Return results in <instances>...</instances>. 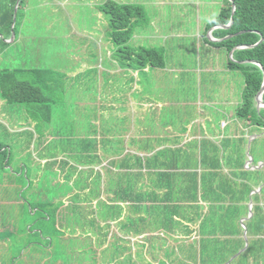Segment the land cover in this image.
I'll list each match as a JSON object with an SVG mask.
<instances>
[{
  "label": "trees",
  "instance_id": "1",
  "mask_svg": "<svg viewBox=\"0 0 264 264\" xmlns=\"http://www.w3.org/2000/svg\"><path fill=\"white\" fill-rule=\"evenodd\" d=\"M25 1H19L14 13L16 0H0V46L5 45L3 41L12 32L18 33ZM219 2L216 18L205 28L228 25L232 18L230 28H217L211 36L217 40L233 36L213 44L215 47L229 53L238 46H254L262 40L253 48L234 50L231 59L227 60V69L239 73L243 82L235 118L246 121L248 126L263 128L264 108L256 110L254 98L263 81L264 0ZM232 5L235 11L231 17ZM97 10L107 19L106 38L114 47L112 57L121 68L137 73L146 67L164 68L161 48L128 45L134 29L148 24L142 6L105 1L97 6ZM244 61H254L262 70L255 64L241 63ZM64 78L63 74L53 70L0 69V100L7 106H23L27 120L35 124L34 133H40L37 135L39 145L45 141L44 133L52 123L54 106L64 99V88L60 83ZM56 91L60 94L58 97L53 95ZM71 132L74 131L68 129V133ZM64 140V144L54 145L56 151L53 153H41L48 159L38 182V188H45L46 194H41L44 199L38 196V188L33 185L28 166L24 164V190L21 193L14 190L8 197L9 202H23L24 209L18 222L11 224L9 253L2 259V264H134L130 238L145 232L152 233L145 239L150 256L146 264H226L243 247V241L235 237L241 236L240 231H230V209L215 206L231 194H225L220 187L208 188L206 172L198 180V170L218 169L219 164H208L203 158L197 162V152L191 147H185L182 152L155 150L156 147L130 141L136 152L145 154L141 156L112 146L105 151L109 153L114 148L120 157L106 164L103 168L105 177H102L94 169L102 164L95 139L75 136ZM4 147L0 142V167L7 157L6 151L1 150ZM44 177L46 180L42 179ZM248 192L249 189L245 195ZM201 202L207 204L205 213L200 209ZM250 221L246 225L248 236L255 235L256 231L263 232L256 226L255 231V219ZM197 222L198 227L194 228L193 224ZM154 233L188 238L195 233L201 238L191 242H177L173 238L174 246L163 249L164 258L159 259L151 250L162 249L166 241ZM230 237L236 241L229 240ZM252 245L254 241L249 239L246 251L229 264H257L252 256Z\"/></svg>",
  "mask_w": 264,
  "mask_h": 264
},
{
  "label": "crops",
  "instance_id": "2",
  "mask_svg": "<svg viewBox=\"0 0 264 264\" xmlns=\"http://www.w3.org/2000/svg\"><path fill=\"white\" fill-rule=\"evenodd\" d=\"M21 25H23V23L20 24V27ZM205 27L202 34L199 36V41L202 42L204 49L224 50L213 45L217 43L214 41L217 39L212 38L211 32L217 29V27H212L209 30H206ZM20 30L19 28L18 33L15 35L13 34V39L10 35L8 39L3 41L5 45L0 46L1 59L11 58V56L16 55L20 56V52L18 48H16L22 38ZM205 34L208 35L211 42L205 39ZM177 35L187 37L186 34L179 33L174 34L172 37H176ZM170 36L171 35H166L161 38L167 42ZM151 38H158L160 40L159 36H151ZM94 45L96 50H98L100 46L97 44ZM200 48L201 45L199 46V49ZM113 50L114 47L112 45H107L102 50L104 52L99 55L102 65L97 66V71L94 70L95 75L92 76L95 77L93 82H95L97 86L95 96L92 97L90 101L92 102L94 100L92 106L96 105L98 102L94 111L95 115L93 114L94 116L92 118L87 115V121H85L82 106L87 107L83 104L86 102L87 98L83 96L81 99L82 101L79 103L82 108V114H80L79 117L77 116V118L75 114L70 116L67 115L65 119V124L70 126L69 129L76 132L75 136L77 138H90L97 141V154L102 164L94 169L99 171L102 177H105L103 168L110 161L117 160L120 157L115 154V147L123 148L125 153L130 152L131 154L145 156L144 153L136 152V147L132 145V143L130 146V141H137V143L142 142L147 146L156 147L155 150L175 149L182 152L185 147H191L195 150L194 152H197L195 156L197 162H200V158H203L208 164H219L218 169L210 168L207 171H203V169L198 170V180L200 181L201 174L206 172L210 184L207 186L208 188L220 187L225 190V194L229 193L233 195L226 196V201L222 204H215L216 207L224 206L226 209H230V231L235 232L239 230L241 236L235 237L244 243L243 247L232 255L226 264H229L246 251L249 246V239L254 241V245H252V256L256 258V263L264 264V127L258 128L248 126L246 121L235 118L234 112L240 102L241 92L237 95L233 93L231 98H229L230 94L224 87L220 89L221 94L218 96L221 98L220 102V98L213 93L214 91L211 92L213 94H209L210 96L206 95L208 93H205L202 98L201 95H199L200 84L202 79L205 78L202 77V75L211 77L215 69L207 62L202 63L200 57L197 62L191 63L190 66H181L180 63L171 66L169 65L170 63L168 64L165 61L163 69L156 70L146 67L142 72L137 73L131 72L130 69L121 68L112 57ZM222 55L225 60L231 59L230 52H225V54ZM92 67L93 66L83 61L80 65V71L70 70L71 72L66 74L69 83H75L73 85L74 90H80L82 88L81 84H83L84 76L89 77L88 74L93 71ZM223 70L233 72L223 66L218 71L221 73ZM64 77H66L65 74ZM112 77H120V81L122 82L124 79H127V84H123L122 86L124 91H114V86L109 80V78ZM164 78H168L171 84L179 82L183 85L185 83L189 88L197 90L199 100L194 98L189 100H168L167 97L161 98L156 93L153 98L148 97L151 93L147 91L151 92L153 88L159 89L164 87L165 82H167L163 80ZM110 84L111 86H109ZM137 84H139V88ZM105 86H108L106 90L101 88ZM154 90L152 91L155 92ZM136 91L137 96L133 99V95H136ZM218 102L219 107H222V109H216V111H219L220 119L215 121L211 119L214 116V113L211 111L212 108L216 107ZM4 105L5 103L0 100V124L7 126L11 125L9 127V132L15 136V139L8 141L4 140L3 144L5 147L1 149L6 151L7 157L2 167H0V264H2V259H5L6 255L9 253V234L12 233L11 224H13V222H18L17 219L19 215L21 216L24 209L23 202H9L8 197L13 195L14 190H17V192L19 191L18 193L24 190L23 178L25 176L23 162L24 151L23 147L19 145V137L24 133V125L20 120L14 121L9 119L8 121L6 115L12 114L13 110ZM184 105L187 110L184 115L188 119H184V117L179 119L177 125L172 123V120L162 121L161 117H163L165 110L167 111L169 108H178ZM207 106H209V111L207 110L208 112L204 113L201 108ZM227 107L229 109H226ZM256 110L258 109L256 108ZM146 115H151L148 121L149 126L143 127L141 125L142 123L146 124L144 119ZM27 121L32 125V134H34L35 124L29 120ZM84 124L87 125L86 129L81 127L76 128L77 125ZM87 132H91V134H87ZM34 139L37 140V136H35ZM45 139L48 140L50 137H45ZM45 141L41 145L38 143L37 154L43 152L44 145H46ZM253 144L256 145L254 153L251 151ZM112 146L114 148L110 150L109 153L105 151L109 150L107 148ZM40 156L35 155L34 157L33 155L32 160H35L36 164L39 163L40 166L44 168V164L48 162V159L43 158V155ZM180 160H182L181 155ZM8 162L10 163L8 164ZM32 165L34 168V164ZM36 167L38 166L36 165ZM33 168H31V172ZM79 168L86 169L87 167ZM37 172V175L32 173L31 180L33 185H36L38 188V182L42 173L39 175L40 172L38 168ZM176 174L179 175L178 173ZM199 184L201 185V183ZM247 189H249V192L245 195ZM216 190V193H219L218 189ZM244 198L245 200L242 201ZM199 205L202 206L200 209L205 213L207 211V204L201 202ZM34 211L35 209L33 212ZM137 216H140V214ZM251 219H255L254 229L256 226L257 230L262 229L263 232L259 233L255 229V235H247L246 225ZM198 224L199 222L194 223L193 227H198ZM150 235H152V233L145 232L142 235L131 236V260L134 264H146V261L149 260L150 256L146 250L147 246L145 244V239L149 238ZM154 235L166 241V245L162 247V249L151 250L159 259L164 258L162 255L163 249L167 246H174L173 238H175L177 242H186L188 240L189 242L199 241L201 238L195 233L192 234L190 238L187 236L169 237L162 233H154ZM229 240L236 241L234 237H230Z\"/></svg>",
  "mask_w": 264,
  "mask_h": 264
},
{
  "label": "rangeland",
  "instance_id": "3",
  "mask_svg": "<svg viewBox=\"0 0 264 264\" xmlns=\"http://www.w3.org/2000/svg\"><path fill=\"white\" fill-rule=\"evenodd\" d=\"M105 1L142 6L148 24L143 28L134 29V33L128 42L129 46L161 47L164 51L165 61L168 64L170 63L169 65L171 66L179 63L181 66H190L191 63L197 62L200 57L202 63L207 62L214 67L215 72L212 73L211 77L202 75V77H205L202 79L199 89V95L202 98L205 93H208L206 95L214 93L218 97L221 94L220 89L224 87L230 94L229 98H231L233 93L237 95L241 92L240 89H242L243 83L239 73L227 72L225 70L220 73L218 71L222 66L227 68V60L222 55L225 54V51L219 49L213 50L211 48L204 49L202 42L199 41V36L202 34L205 25L216 18L219 12L221 4L219 0H26L24 3L23 25L19 26L22 38L18 47H16L20 52V56L0 58V69L5 67L38 68L53 70L66 76L60 82L61 87L65 90L64 99L61 103L54 106L52 123L47 128L48 132H45L43 137H48V133H50L52 140L47 141L45 139L48 145L42 154L45 151L53 153L55 150L54 145L58 147V144L65 143V138L75 137L76 132L68 133L70 126L65 124V119L67 115L75 114L77 118V116L79 117L82 114V108L79 103L82 101L83 96L87 98L86 102L83 103L87 107L82 106L85 121H87V115L91 118L95 115L94 111L98 102L92 106L94 100L90 101L95 96L97 86L93 82L95 77L92 76L95 75L94 70L97 71V66L102 65L101 58L99 57L104 52L102 50L107 45H111L106 38V31L108 30L107 19L97 10V6ZM177 33L186 34L187 37L183 35L172 37ZM166 35H171L167 39V42L161 38ZM151 36H159L160 40L158 38H151ZM204 37L207 41L211 42L208 35L205 34ZM94 44L100 46L98 50H96ZM200 45L201 48L199 49ZM83 61L93 66V71L88 74L89 77L84 76L83 84H81L82 88L74 90V84L69 83L66 74H69L70 70L80 71V65ZM109 80L112 82L115 92L124 91L122 86L123 84H127V79H124L122 82L120 81V77H112ZM163 80L167 81L164 87L159 89L153 88L152 90L156 89L154 90L155 92L152 90L151 92L147 91L151 93L148 97L153 98L156 93L161 98L167 97L168 100H189L193 98L199 100L197 90L189 88L187 84L184 83L182 85L179 82L171 84L168 78H164ZM106 87L108 86L101 88L106 90ZM137 87L139 88V84H137ZM212 91L214 92L211 93ZM53 95L58 97L60 94L56 91ZM135 96H137V91L136 95H133V99H135ZM220 100L221 98L219 102ZM219 102L211 111L214 113L211 119L215 121L220 119L219 111H216V109H222V107H219ZM4 106L10 107L13 110L12 114L6 115L8 121L9 119L14 121L20 120L24 125V133L19 137V145L23 147V162L29 167L28 174L31 179L32 173L34 175L38 174L37 168L40 172L39 175L44 171L39 163L36 164V161L32 160L33 155L34 157L35 155H42L41 153L37 154L38 141L34 139L40 133L36 131L32 134V125L27 121L22 105ZM208 107L201 108V110L207 113L209 111ZM226 109L229 108L227 107ZM185 111H187L185 105L178 108H169L163 113V117H161L162 121L172 120V123L177 125L179 119L183 117L184 119H188L184 115ZM149 116L151 117V115L144 117L146 124L142 123L141 126H149ZM10 126L0 124L1 143L4 140L15 139V136L9 132ZM44 127L45 125L43 129ZM77 127L86 129L87 125H77ZM52 141L54 142L53 144L50 143ZM255 146L253 144L251 147L252 153H254ZM32 164H34V168ZM31 168H33L32 172ZM42 179L46 180L45 177ZM36 191L38 192V196L46 194L43 187L38 188Z\"/></svg>",
  "mask_w": 264,
  "mask_h": 264
},
{
  "label": "water",
  "instance_id": "4",
  "mask_svg": "<svg viewBox=\"0 0 264 264\" xmlns=\"http://www.w3.org/2000/svg\"><path fill=\"white\" fill-rule=\"evenodd\" d=\"M20 0H16V3H15V6H14V13L16 12V9H17V5L19 3ZM230 2H232V0H229ZM234 11H235V7L234 5H232V11H231V17L233 16L234 14ZM233 23V20L232 18L230 19L229 21V24L228 25H225V26H216L217 28H222V29H228L230 28V26L232 25ZM13 26V25H12ZM11 26V28H12ZM242 33V32H241ZM233 35H230V36H227L225 37L224 39L222 40H226V39H229V38H232ZM14 35H13V32L11 33V38L13 39ZM222 40H214L216 42H220ZM262 40H260L257 44H255L254 46L258 45L261 43ZM254 46H238L234 49H232L230 51V58L232 57V53L234 50H241V49H250V48H253ZM241 63H251V64H255L257 65L261 70H262V67L261 65H259L258 63L254 62V61H244V62H241ZM263 72V81H262V85H261V88L259 90V92L256 94L255 98H254V103H255V107L258 109V108H264V103L262 102V93L264 92V71L262 70Z\"/></svg>",
  "mask_w": 264,
  "mask_h": 264
}]
</instances>
